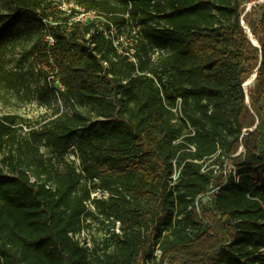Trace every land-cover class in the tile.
<instances>
[{
	"label": "trees",
	"instance_id": "1",
	"mask_svg": "<svg viewBox=\"0 0 264 264\" xmlns=\"http://www.w3.org/2000/svg\"><path fill=\"white\" fill-rule=\"evenodd\" d=\"M56 1L0 0V24L27 27L0 26V62L50 70L69 108L25 139L0 118V264H264V3L66 0L67 15ZM126 16L165 54L118 50ZM40 148H73L80 172ZM90 218L119 223L107 246L74 239Z\"/></svg>",
	"mask_w": 264,
	"mask_h": 264
},
{
	"label": "rangeland",
	"instance_id": "2",
	"mask_svg": "<svg viewBox=\"0 0 264 264\" xmlns=\"http://www.w3.org/2000/svg\"><path fill=\"white\" fill-rule=\"evenodd\" d=\"M60 2H62V4L59 8L63 10V12H66L67 15L71 13L72 8H75V5L68 3L66 0L56 1L57 4ZM261 2L264 3V0ZM246 9H248L247 6ZM8 14V10L0 4V17L5 21L6 15ZM263 14L264 10L259 11L254 17V20ZM137 23L138 20L126 16L124 25L119 26L120 28H116L117 35L115 36V40L116 44L118 43V50L123 48V50L129 51L131 54L134 46L142 43L145 46V50L140 54L141 56L146 54V62H148L147 60L149 59L153 61L157 56L165 54L166 49L156 48L152 44V38L146 39L144 37ZM241 24L245 29L250 31L248 26L244 23L243 17L241 18ZM0 26H5L7 28L6 31L10 32L9 34H13L12 38L19 36L25 28L27 29L23 19L16 20L11 17L7 18L6 22L0 24ZM35 30L36 29H32L33 32ZM113 35H110V37H113ZM17 42H19L17 50H21V47L23 46L22 41L18 39ZM16 59H18V55L15 56L14 60ZM49 77L51 79L50 81H53V83L45 82L44 79L38 76L36 71L28 65L22 66L20 69L16 66L15 61L7 65L0 62V118L6 115L17 116L20 120L18 125L20 130L18 131V134L21 139H25V134L29 128H40L48 121L47 119L50 116H54L56 112H59L60 114L65 112L69 113L67 104L64 103L59 94V92L62 91L61 87L50 70ZM173 112H175L177 116L174 125L178 126L179 119L183 120L182 107L179 101H177ZM40 152L45 158L51 160L56 169L62 170L66 164H69L73 166L77 172H80L79 161L77 160L73 148L69 149L63 157H60L48 148H40ZM210 163L211 162H205L203 164V169L210 165ZM228 169L229 171H232L231 167ZM173 171L178 175L180 167H178L177 164H174ZM108 197L107 193L100 191H93L91 193V199ZM88 206L92 209L91 205L88 204ZM99 220L100 219H88L84 222L83 229L74 235V239L80 243V246H88L89 248H92L93 246H99L100 248L104 245L107 246L111 234L113 232H118V222L114 223V221H106L102 223ZM156 253L158 254V252Z\"/></svg>",
	"mask_w": 264,
	"mask_h": 264
},
{
	"label": "water",
	"instance_id": "3",
	"mask_svg": "<svg viewBox=\"0 0 264 264\" xmlns=\"http://www.w3.org/2000/svg\"><path fill=\"white\" fill-rule=\"evenodd\" d=\"M262 1V0H261ZM254 2V3H252V4H250V5H248L247 7H248V9H246V11L245 12H247L248 10H250L254 5H256L257 3H262V2ZM244 16V15H243ZM241 26L244 28V26L241 24ZM245 29V28H244ZM246 30V32H247V35H248V37L250 38V41H251V43H252V45L254 46V47H256V48H259L260 49V47H259V45L257 44V42H256V44L251 40V37H252V34H251V32L249 31V30H247V29H245ZM259 67V66H258ZM255 78H256V73L254 74V75H252L251 77H250V79H248L244 84H243V87H244V89L246 90L250 85H252L253 83H254V81H255ZM246 103L247 104H249V98H248V95H247V90H246ZM254 129H255V127H254ZM251 131H253V130H251Z\"/></svg>",
	"mask_w": 264,
	"mask_h": 264
},
{
	"label": "built area",
	"instance_id": "4",
	"mask_svg": "<svg viewBox=\"0 0 264 264\" xmlns=\"http://www.w3.org/2000/svg\"><path fill=\"white\" fill-rule=\"evenodd\" d=\"M82 11V10H81ZM93 18V14L91 13H81L79 16L76 17L77 20L79 21H86L87 19H92ZM52 41V40H51ZM59 84V83H58ZM60 86V85H59ZM61 87V86H60ZM62 89V87H61ZM178 175H176V173L172 176V181L175 182L177 179ZM209 198L208 197H204L203 198V202L204 204L209 202ZM264 251V250H262Z\"/></svg>",
	"mask_w": 264,
	"mask_h": 264
},
{
	"label": "bare ground",
	"instance_id": "5",
	"mask_svg": "<svg viewBox=\"0 0 264 264\" xmlns=\"http://www.w3.org/2000/svg\"><path fill=\"white\" fill-rule=\"evenodd\" d=\"M251 40L256 44V42L254 41V39L251 37ZM250 79V78H249Z\"/></svg>",
	"mask_w": 264,
	"mask_h": 264
}]
</instances>
